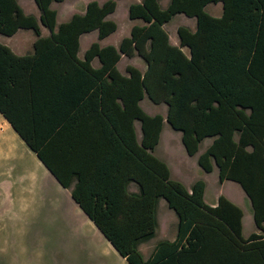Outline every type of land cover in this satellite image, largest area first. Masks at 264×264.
<instances>
[{"label": "trees", "instance_id": "obj_1", "mask_svg": "<svg viewBox=\"0 0 264 264\" xmlns=\"http://www.w3.org/2000/svg\"><path fill=\"white\" fill-rule=\"evenodd\" d=\"M32 1L38 18L0 0V35L35 36L28 54L0 43V115L113 250L126 264H264V0L133 2L126 16L142 24L117 47L92 42L82 59L80 34L95 30L101 39L116 29L106 18L116 0L88 1L58 24L50 3L62 0ZM216 2L218 17L204 11ZM175 14L195 22L193 31L176 27L178 46L163 28ZM120 55L139 57L144 71L126 65L121 74ZM143 96L163 104L165 116L145 113ZM163 122L188 156L211 139L196 164L204 173L215 168L218 183L238 184L257 232L242 237V210L222 194L206 204L203 180L186 188L169 177L152 154ZM159 199L176 217L174 237L143 257L138 245L155 234Z\"/></svg>", "mask_w": 264, "mask_h": 264}, {"label": "rangeland", "instance_id": "obj_2", "mask_svg": "<svg viewBox=\"0 0 264 264\" xmlns=\"http://www.w3.org/2000/svg\"><path fill=\"white\" fill-rule=\"evenodd\" d=\"M18 1L24 12L31 11V0ZM85 1L88 0H63L60 3H52L51 7L57 13L56 22H62L72 13L79 12ZM132 1L117 2L114 12L110 15V19L116 23L117 31L103 42L125 33L134 23L126 17V7ZM158 2L163 7L166 0ZM32 8L36 10L33 4ZM214 8L220 10L219 4L206 6L205 11L209 13V9ZM34 14L37 17V13ZM188 23L189 18L176 14L165 24L164 29L170 34L173 31L175 35L174 29L177 26ZM42 33L45 35L47 31L42 28ZM32 38L34 37L31 31L18 30L10 37L0 36V43L11 47L16 54H23ZM83 45L84 38L81 40V48ZM181 51L187 54L185 47L181 48ZM119 66L123 71L121 63ZM139 105L147 114H165L163 104H152L145 96ZM135 133L139 140L137 122ZM179 136V132L170 129L164 122L158 143L152 151L154 156L165 162L170 171V178L178 179L186 187L193 180H203V199L206 202L213 201L217 194L237 200L241 192L238 184L230 180L218 183L215 169L204 173L194 159L185 156ZM209 141L210 138L204 139L199 145L200 150H203ZM4 180L10 183V191L9 199L0 194V264H126L71 200L68 191L54 180L21 140L13 133L10 136L0 131V186L7 183ZM131 186L134 191L135 186ZM243 206L245 210L241 235L247 236L256 229L250 211ZM155 217L157 228L154 236L138 245L143 257L148 255L157 240H169L175 230V216L163 199L158 201Z\"/></svg>", "mask_w": 264, "mask_h": 264}, {"label": "crops", "instance_id": "obj_3", "mask_svg": "<svg viewBox=\"0 0 264 264\" xmlns=\"http://www.w3.org/2000/svg\"><path fill=\"white\" fill-rule=\"evenodd\" d=\"M63 1V0H62ZM61 1V2H62ZM88 1H92V0H88ZM88 1H85V2H83V4H82V9L79 11V12H75V13H83V11H84V7H85V4L88 2ZM93 1H96L97 3H102L104 0H101V1H98V0H93ZM119 0H116V4H115V8H116V6H117V2H118ZM140 0H133L132 2H130V3H133V2H139ZM16 2H17V4L20 6V8L22 9V7H21V5L19 4V1L18 0H16ZM166 2H167V0H166ZM28 3V2H27ZM29 3L31 4V11L30 12H24L23 11V9H22V11L25 13V14H31V15H33L35 18H38V10H37V8H36V6L34 5V3H33V1L31 0V1H29ZM52 3H54V2H51L50 3V7H51V4ZM56 3H60V2H56ZM129 3V4H130ZM32 4L35 6V8H36V10H34L33 8H32ZM160 4V3H159ZM210 4H212V6H215V5H218L219 4V6H220V10L219 9H209V15H211V16H214V17H218V16H220V14H221V3L220 2H216V3H209V4H206L205 6H204V11H205V8H206V6H208V5H210ZM165 5H166V3H165ZM164 5V6H165ZM128 6V5H127ZM163 6V7H164ZM52 8V7H51ZM115 8H114V10H115ZM126 9H127V7H126ZM34 12H36L37 13V17L35 16V14H34ZM56 12V11H55ZM114 12V11H113ZM113 12H111V13H109V14H107L106 15V18L107 19H110V15L113 13ZM206 12V11H205ZM207 13V12H206ZM73 14V13H72ZM176 15V14H175ZM56 17H57V13H56ZM56 17H55V19H56ZM70 17V16H69ZM68 17V18H69ZM127 17V16H126ZM186 17V16H185ZM67 18V19H68ZM186 18H189V17H186ZM66 19V20H67ZM128 19V18H127ZM66 20H64V21H66ZM111 20V19H110ZM129 20V19H128ZM113 21V20H112ZM129 21H133L134 23L133 24H131L129 27H128V29L126 30V32L125 33H123V34H119L116 38H114V39H112V40H108L107 42H103V41H106L105 39H108V38H110L116 31H117V26H116V29L112 32V33H110V34H108L107 36H105V37H103V38H101V39H98L97 38V34H96V31L95 30H92V31H89V32H86V33H82V34H80V36H79V38H78V51H77V57L78 58H80V56H79V51L80 52H82V56H83V52L85 51V49L92 43V42H96L99 46H105V45H112V46H114V47H117V45H118V42L120 41V39L122 38V37H125V36H128V34H129V29H130V27L132 26V25H134V24H136V25H141L142 24V22L140 21V20H138V19H133V20H129ZM63 22V21H62ZM114 22V21H113ZM136 22V23H135ZM58 23H60V22H58ZM57 22H56V24H58ZM115 23V22H114ZM168 23V22H167ZM167 23H165V24H167ZM116 24V23H115ZM165 24H163V28H164V26H165ZM181 25H184V26H186V27H188L191 31H193L194 30V28H195V22H194V19L193 18H189V23H188V25L187 24H181ZM42 28H44L43 26H41V25H39V29H40V35L41 36H46V35H48V31H47V29L46 28H44L46 31H47V34H45V35H43V33H42ZM18 30H29V29H18ZM17 30V31H18ZM165 30V29H164ZM174 30H176V28L174 29ZM16 31V32H17ZM30 31V30H29ZM166 31V30H165ZM15 32V33H16ZM173 32V31H172ZM171 32V34L170 33H168V32H166V34H167V36H168V41H169V43L170 44H172V45H175V46H178V39H177V36H176V32H175V35L173 34ZM14 33V34H15ZM32 33V32H31ZM14 34H12V35H14ZM33 34V33H32ZM88 34H90V36L88 37L87 35ZM11 35V36H12ZM0 36H3V35H0ZM4 37H10V36H4ZM33 37L34 38H32L31 40H29V42H28V45L27 46H29L28 48H27V50H25V51H23V54H28V53H31V51H32V42L34 41V39H35V36L33 35ZM84 38V45H83V48H81V40ZM1 44H3V43H1ZM3 45H5V44H3ZM5 46H7V45H5ZM13 53H15L16 54V52L11 48V47H9V46H7ZM26 48V47H25ZM181 48H183V47H181ZM180 48V49H181ZM186 48V47H185ZM187 49V48H186ZM23 54H17V55H23ZM188 55V50H187V54H186V56ZM80 59H82V57L80 58ZM143 61L139 58V57H137V56H135V55H133V56H129V57H126V56H123V55H120V57H119V59L117 60V62H116V64H115V66H116V69L121 73V74H123V75H126V73L124 72V68H125V66L126 65H130V66H133V67H135V68H137L140 72H143L144 71V69H145V64L143 63ZM122 64V66H123V71L121 70V67L119 66V64ZM89 64H90V66L92 67V68H97L98 66H99V62H98V60H97V58H92L91 60H90V62H89ZM141 101V100H140ZM139 101V102H140ZM139 102H138V104H139ZM140 106V105H139ZM142 109V108H141ZM165 112V111H164ZM154 114H156V113H153V114H148V115H154ZM162 117H164L165 116V114L163 115V114H160ZM135 123L136 122H133V126H134V130H135ZM164 123V122H163ZM162 126H163V124H162ZM0 131H4V133L6 134V135H10V136H12V133L13 134H15L18 138H19V136L14 132V130L10 127V125L8 124V122L0 115ZM10 132H12V133H10ZM161 132V131H160ZM160 134V133H159ZM180 135V134H179ZM20 139V138H19ZM159 139V138H158ZM179 139H180V136H179ZM206 139V138H205ZM21 140V139H20ZM204 140V139H203ZM202 140V141H203ZM201 141V142H202ZM210 141H211V139H210ZM210 141H209V143H210ZM21 142L24 144V142L21 140ZM200 142V143H201ZM158 143V142H157ZM208 143V144H209ZM207 144V145H208ZM25 145V144H24ZM200 145V144H199ZM206 145V146H207ZM26 146V145H25ZM182 146V145H181ZM205 146V147H206ZM27 147V146H26ZM155 148V147H154ZM183 148V147H182ZM204 149V148H203ZM153 151V150H152ZM183 151H184V149H183ZM202 150H200V148H199V146H198V151H197V153H199V152H201ZM185 153V152H184ZM197 153L196 154H194V155H192V156H188V155H186V153H185V156H187V157H189V158H191L192 160L194 159L195 160V162H196V155H197ZM34 154V153H33ZM161 160V159H160ZM163 161V160H162ZM165 163V162H164ZM215 168H213L212 169V171L214 170ZM169 170V169H168ZM216 170V169H215ZM169 177H170V171H169ZM5 182H7L6 180H4ZM176 181H179L178 179L176 180ZM192 182V181H191ZM191 182H189V184L191 183ZM189 184H188V186H189ZM132 184H129L128 185V190L129 191H133L132 190V186H131ZM188 186L186 187V188H188ZM204 186H205V182H204ZM67 191H68V189H66ZM9 191H10V183H6L4 186H0V194L2 193V195H3V197L4 198H8L9 199ZM203 193H204V191H203ZM219 194H217V196H218ZM217 196L215 197V199L213 200V201H211V202H206L204 199V202L206 203V204H208V205H211V206H213L215 203H216V199H217ZM225 198H227L230 202H232L233 204H235V205H237L238 207H240V209L242 210V217H241V230H242V218H243V216H244V206L243 205H245V208H248V210L250 211V213H251V210H250V205H249V202H248V199L246 198V196L244 195V193H243V191L241 190V192L238 194V199L237 200H235L234 198H232V197H227V196H224ZM160 200V199H159ZM158 200V201H159ZM245 200H247V204H245ZM157 205H158V202H157ZM168 208V207H167ZM169 209V208H168ZM174 214V213H173ZM175 216V215H174ZM175 223H176V217H175ZM174 223V224H175ZM256 229V228H255ZM257 231V230H256ZM256 231H254V232H256ZM174 232H175V230H174ZM174 232H173V236H171V238L169 239V240H172L173 239V237H174ZM251 233V232H250ZM248 236V235H247ZM247 236H242V237H247Z\"/></svg>", "mask_w": 264, "mask_h": 264}]
</instances>
